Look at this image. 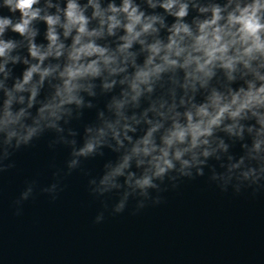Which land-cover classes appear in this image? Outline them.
Returning <instances> with one entry per match:
<instances>
[{
	"label": "clouds",
	"instance_id": "1",
	"mask_svg": "<svg viewBox=\"0 0 264 264\" xmlns=\"http://www.w3.org/2000/svg\"><path fill=\"white\" fill-rule=\"evenodd\" d=\"M48 136L45 191L107 150L87 188L114 213L205 176L264 192V0H0V174Z\"/></svg>",
	"mask_w": 264,
	"mask_h": 264
},
{
	"label": "water",
	"instance_id": "2",
	"mask_svg": "<svg viewBox=\"0 0 264 264\" xmlns=\"http://www.w3.org/2000/svg\"><path fill=\"white\" fill-rule=\"evenodd\" d=\"M96 111L73 122L81 137ZM51 138L16 153V167L0 174V264H264V192H225L205 176L169 188L159 205L132 198L114 213L118 196L97 199L87 188L107 150L45 191L70 154L63 144L50 150ZM29 184L33 194L21 201Z\"/></svg>",
	"mask_w": 264,
	"mask_h": 264
}]
</instances>
